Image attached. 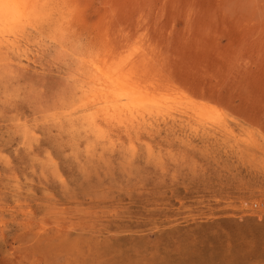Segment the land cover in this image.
I'll list each match as a JSON object with an SVG mask.
<instances>
[{"label":"rangeland","instance_id":"1","mask_svg":"<svg viewBox=\"0 0 264 264\" xmlns=\"http://www.w3.org/2000/svg\"><path fill=\"white\" fill-rule=\"evenodd\" d=\"M17 20L0 264H264V0H34ZM140 45L174 86L164 108H81L83 67Z\"/></svg>","mask_w":264,"mask_h":264},{"label":"bare ground","instance_id":"2","mask_svg":"<svg viewBox=\"0 0 264 264\" xmlns=\"http://www.w3.org/2000/svg\"><path fill=\"white\" fill-rule=\"evenodd\" d=\"M33 1L34 0H0V26H13L18 21L17 19L20 18V16H22V15L24 16L26 14V11L28 10L29 7H31ZM49 1H51V0H49ZM36 9H37V7H36ZM36 12H38V11L36 10ZM39 14L40 13H38V15ZM39 20H40V18H39ZM25 23H26V21H25ZM31 23H30V25H31ZM62 26H63V24H62ZM22 28L23 27L21 26V30H22ZM62 29H63V27H62ZM60 31H61V29L59 30V32ZM63 31H65V29ZM62 34H64V33H62ZM6 38H7L6 36L1 34L0 35V43L3 44L6 41H8ZM57 39H58V37H57ZM59 41H61V40H59ZM140 46H139V48H142V49L137 50V48H134L133 51L130 52L129 54L122 55L121 57L118 56V58H117V55H112V53H113L112 52L101 63L100 62H94L97 60L96 59L91 64H87L85 67H83V70L85 71V73H83V75L81 77H79L82 80L80 81V86L77 89L78 93H79L81 108L87 110L88 112H91L93 115H100V117L102 116V117L107 118V119H114V120H118V121H123V120L133 121V120H135V122L137 121L136 119L138 117H140L142 120H144V118L146 116H150V115L156 114V113L158 114V112L162 108H164L163 105H165L167 103L168 99H170V97H171V94H168L167 92L169 90H172V88L174 89V86H172L168 82H165L161 78V76H159L157 74V72H158L157 71V69H158L157 62L155 63L156 60L153 59L154 56L153 57L151 56V53L153 52V50L151 51V53H149L148 48L143 49V47L142 46L140 47ZM7 47H8V45H7ZM57 48L59 49V47H57ZM13 49H15V48H13ZM24 50H25V48H24ZM26 51H28V50H26ZM24 53H26V52H24ZM92 53H91V55H92ZM120 54H123V53H120ZM21 55H24V54H20V56ZM66 55H68V54L66 53ZM94 56H95V54H94ZM22 57H24V56H22ZM21 58H20V60H21ZM68 58H71V56L70 57L68 56ZM98 58H100V57L98 56ZM102 59H103V57H102ZM71 60H73V59H71ZM11 65H12V67H14L12 63H11ZM72 66H74V65H72ZM79 68H80V66H79ZM21 70H22V68H21ZM21 70H20V72H21ZM22 71H24V70H22ZM76 71H77V69H76ZM16 72H18V71H16ZM78 75H79V73H78ZM73 80H75V79H73ZM66 82H67V80H66ZM76 82L79 83L78 81H76ZM72 85H73V83H72ZM70 87L72 88L73 86H70ZM170 87H171V89H169ZM75 89H76V87H75ZM71 91H70V93H71ZM70 104L72 105V103H70ZM68 108H70V107H68ZM83 112H84V110H83ZM78 114H80V113H78ZM75 117H78V116H75ZM86 118H88V117H86ZM83 120H84V117H83ZM83 120H82V122H83ZM91 120H92V118H91ZM86 122H87V120H86ZM123 125L124 124H122V126ZM25 131H26V128H25Z\"/></svg>","mask_w":264,"mask_h":264}]
</instances>
